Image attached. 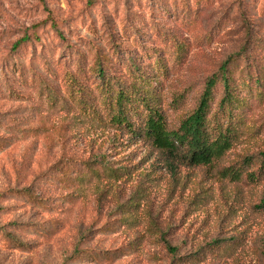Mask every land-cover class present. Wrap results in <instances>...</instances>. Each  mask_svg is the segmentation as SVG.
<instances>
[{
    "label": "rangeland",
    "instance_id": "rangeland-1",
    "mask_svg": "<svg viewBox=\"0 0 264 264\" xmlns=\"http://www.w3.org/2000/svg\"><path fill=\"white\" fill-rule=\"evenodd\" d=\"M49 15L56 26L12 53ZM231 55L241 104L219 112L218 84L212 117L244 133L223 158L184 163L138 135L155 111L179 127ZM14 62L51 73L50 86L9 93L23 87ZM120 89L133 127L112 122ZM263 153L264 0H0V264H264Z\"/></svg>",
    "mask_w": 264,
    "mask_h": 264
},
{
    "label": "trees",
    "instance_id": "trees-1",
    "mask_svg": "<svg viewBox=\"0 0 264 264\" xmlns=\"http://www.w3.org/2000/svg\"><path fill=\"white\" fill-rule=\"evenodd\" d=\"M49 20H51L50 15L46 20L33 23L31 26L27 27L24 30V34L13 42L11 52L14 53L18 51L24 44L30 42L36 43V41H39L38 29ZM52 24L55 23L52 22ZM78 55L79 64H82L84 56L82 54ZM41 57L44 58V54ZM230 57L222 62L217 72L209 76L204 89L197 100L196 106L191 113L182 119L179 127L173 128L167 125L162 113L155 111V114L149 117L144 131H139L138 135L145 137L152 147L155 150H158L161 154L175 155L184 163H211L212 161L223 158L233 145L238 143L241 138V133H244L240 126L239 128L235 126L233 119L230 120V122H225L218 119L214 120L212 117V105L215 96L214 88H216L218 84L223 85L222 95L218 102V106L216 107L219 112L223 113L225 116L231 117L233 116L232 111L236 110L235 108L241 104L238 101L240 96L237 95V92L235 93V88H233L230 74L232 63H229L236 61L238 58L232 55ZM98 60L99 62H96L95 67H98V73L101 77H104V70L106 68L104 65L106 63L102 60L101 56ZM14 64H17L14 67V70L16 71V75L20 78V86L23 85V87H21V89L19 88V90H13L10 88L8 89L9 93L15 94L17 97H19V95L24 96L26 86L30 85L32 87L38 81L46 83L48 87L50 86L49 82L52 77L51 73L47 74L45 70L31 73L30 71L33 69L31 65L32 63L25 64L14 62ZM110 81L107 80V83L111 84ZM79 82L80 81L76 78V73L68 70L64 85L67 87L72 102L74 104H77L76 102H83V107H87L88 100L85 97L84 88ZM109 90L112 91V89ZM146 93H149L148 90ZM45 98L54 105L63 100V97L59 96L55 90H50V92L47 91ZM109 100L113 105H117V108L115 109V113L117 114L112 116V122L115 123V125L128 124V118L125 115L123 107V104L126 101V93L122 91V89L117 92L113 91ZM159 108L161 107L159 106ZM127 126L131 127L132 123ZM262 159H264V153ZM104 168L108 175L118 178V175L120 174L117 173L119 168L108 164H105ZM237 172L231 169V175H234V177H238ZM258 206L264 208V198L260 201ZM166 235L167 232H162L161 240L164 246H166L168 251L172 254L173 260H176L178 259V256L176 255L178 247L173 246L170 243V240L166 238ZM218 246L219 248L222 247L220 244ZM181 259L182 258H179V260Z\"/></svg>",
    "mask_w": 264,
    "mask_h": 264
}]
</instances>
